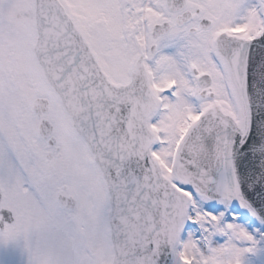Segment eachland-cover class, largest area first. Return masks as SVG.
Listing matches in <instances>:
<instances>
[{
  "label": "snow or ice",
  "instance_id": "obj_1",
  "mask_svg": "<svg viewBox=\"0 0 264 264\" xmlns=\"http://www.w3.org/2000/svg\"><path fill=\"white\" fill-rule=\"evenodd\" d=\"M0 264H264V0H0Z\"/></svg>",
  "mask_w": 264,
  "mask_h": 264
}]
</instances>
